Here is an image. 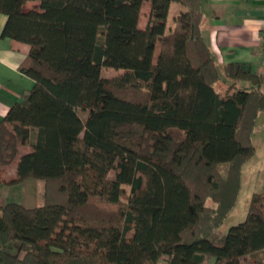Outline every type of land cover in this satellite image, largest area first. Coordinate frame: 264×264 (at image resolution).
Returning <instances> with one entry per match:
<instances>
[{
  "label": "trees",
  "instance_id": "16d2710c",
  "mask_svg": "<svg viewBox=\"0 0 264 264\" xmlns=\"http://www.w3.org/2000/svg\"><path fill=\"white\" fill-rule=\"evenodd\" d=\"M172 2L184 9L168 29ZM144 3L0 0L35 80L0 121V186L45 181L42 205L0 204V264H264V191L222 229L264 71H220L203 0H150L142 27Z\"/></svg>",
  "mask_w": 264,
  "mask_h": 264
},
{
  "label": "crops",
  "instance_id": "0c3cea01",
  "mask_svg": "<svg viewBox=\"0 0 264 264\" xmlns=\"http://www.w3.org/2000/svg\"><path fill=\"white\" fill-rule=\"evenodd\" d=\"M202 6L203 34L216 56L220 71L231 62L264 71V0H203ZM7 20V15L0 12V121L35 83L34 78L21 69L30 45L3 35ZM263 115L264 111L259 114L257 122ZM29 149L26 147L24 152ZM15 176L16 165H12L6 169L5 177ZM6 186L9 187L0 186V191Z\"/></svg>",
  "mask_w": 264,
  "mask_h": 264
},
{
  "label": "rangeland",
  "instance_id": "374dc122",
  "mask_svg": "<svg viewBox=\"0 0 264 264\" xmlns=\"http://www.w3.org/2000/svg\"><path fill=\"white\" fill-rule=\"evenodd\" d=\"M36 5L37 3L35 2L29 3L27 8H33ZM183 9L184 7L179 3L172 2L168 15V29L173 26L174 17ZM149 10L150 0H145L140 20V25L142 27H145L147 23ZM159 48L160 46L158 44L156 57ZM119 72L120 71L108 67L103 69V75L106 77H112ZM80 114L83 118L86 117L84 111H80ZM253 143L255 145V153L243 166L241 189L238 200L222 226L224 232H227L232 225L240 223L246 218L252 195L256 192L264 191V115L257 122V127L253 134ZM220 170L222 174H225L227 165H221ZM44 193L45 181L43 179L33 178L19 183L18 185L6 186L5 190L0 191V204L15 201L28 207L39 206L44 203ZM161 264H167V262H162ZM247 264H249V261H247Z\"/></svg>",
  "mask_w": 264,
  "mask_h": 264
},
{
  "label": "built area",
  "instance_id": "2783aa9c",
  "mask_svg": "<svg viewBox=\"0 0 264 264\" xmlns=\"http://www.w3.org/2000/svg\"><path fill=\"white\" fill-rule=\"evenodd\" d=\"M264 29V28H263Z\"/></svg>",
  "mask_w": 264,
  "mask_h": 264
}]
</instances>
